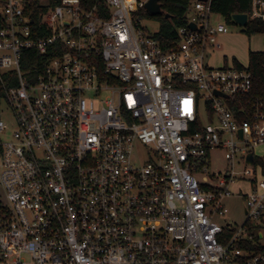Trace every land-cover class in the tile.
I'll return each instance as SVG.
<instances>
[{
  "label": "built area",
  "instance_id": "obj_1",
  "mask_svg": "<svg viewBox=\"0 0 264 264\" xmlns=\"http://www.w3.org/2000/svg\"><path fill=\"white\" fill-rule=\"evenodd\" d=\"M50 1L0 0V264H264V95L249 65L207 63L231 26L213 0L170 49L150 0H58L35 25ZM236 197L245 222L220 225Z\"/></svg>",
  "mask_w": 264,
  "mask_h": 264
},
{
  "label": "trees",
  "instance_id": "obj_2",
  "mask_svg": "<svg viewBox=\"0 0 264 264\" xmlns=\"http://www.w3.org/2000/svg\"><path fill=\"white\" fill-rule=\"evenodd\" d=\"M83 7L86 10H91L97 6L100 10L104 9V3L102 0H82ZM191 0H161V7L163 14L159 16H151L146 9L141 11V15L144 18L155 20L159 22V31L154 34V36L161 42V44L166 48L170 49L175 46L178 42V29L180 27L186 26L188 23L187 12L189 9V4ZM58 4V0H51L47 5H41L35 2L34 9L35 13L33 19L35 20V25H37L42 17ZM213 10L222 15L224 20L229 24L233 25V16L237 14H249L251 11L250 0H213ZM169 15L170 18H166ZM108 17V11L107 15ZM249 35L253 34H264V21L251 20L246 29ZM32 55L34 59H40L38 54L33 52ZM31 64L29 62L23 63V70L25 72L31 69ZM250 71L254 77V94L264 95V52H252L250 53L249 62ZM1 88V84H0ZM257 252L264 251V247H256Z\"/></svg>",
  "mask_w": 264,
  "mask_h": 264
},
{
  "label": "rangeland",
  "instance_id": "obj_3",
  "mask_svg": "<svg viewBox=\"0 0 264 264\" xmlns=\"http://www.w3.org/2000/svg\"><path fill=\"white\" fill-rule=\"evenodd\" d=\"M143 26L154 34L159 31V22L145 18ZM221 45L220 49L210 52L207 58V63L213 67H223L224 65L234 66L235 63H239L245 67L249 65L250 53L252 52H264V41L260 34L249 35L246 30L240 29L237 26H229V32L222 35L219 38ZM255 153L259 157L264 156V147L257 148ZM146 155L142 149H138L136 152V160L143 161ZM227 161L224 154L218 153L214 155L211 163L210 172H224L227 169ZM242 165V164H240ZM239 171V169H238ZM260 179V178H259ZM239 187L242 188L244 193L249 191L247 183H239L234 186L233 191L238 193ZM228 213L224 216L217 217L216 221L223 225L225 223H232L233 225H242L246 220L245 216V202L239 197L228 200L226 204ZM260 231L264 234V218L258 223ZM258 242L261 247H264V237L258 238Z\"/></svg>",
  "mask_w": 264,
  "mask_h": 264
},
{
  "label": "water",
  "instance_id": "obj_4",
  "mask_svg": "<svg viewBox=\"0 0 264 264\" xmlns=\"http://www.w3.org/2000/svg\"><path fill=\"white\" fill-rule=\"evenodd\" d=\"M146 10L153 17L162 15L163 14V10H162V7H161V0H150L146 4ZM166 18H170V16L166 15ZM233 20L238 25H240L242 27H246L247 26L248 17H247V15H244V14H237V15L233 16ZM191 26H194V25H191ZM249 161L251 163L253 162L251 155L249 156Z\"/></svg>",
  "mask_w": 264,
  "mask_h": 264
}]
</instances>
